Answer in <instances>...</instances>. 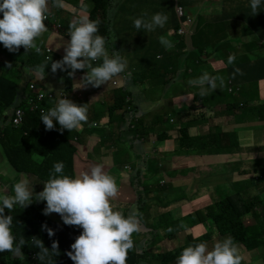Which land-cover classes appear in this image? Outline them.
Segmentation results:
<instances>
[{"label": "clouds", "instance_id": "clouds-1", "mask_svg": "<svg viewBox=\"0 0 264 264\" xmlns=\"http://www.w3.org/2000/svg\"><path fill=\"white\" fill-rule=\"evenodd\" d=\"M160 1L144 0L140 3V7H123L130 9L131 13L123 18H113L110 23H106L103 32L99 35L97 34L99 21L90 19L86 14L78 16L81 9L66 7L65 0H0V13H2L0 43L10 52H17L23 46L26 52L31 50L44 57L46 61H50L57 52L51 49L50 45H37V38L46 31L54 35L56 34L53 32L55 29L60 30V36L65 34V28L54 15L51 6L70 8L69 12L72 15L77 13V17L71 20L68 31L66 30L65 39L70 38V40L65 43V54H59L63 58L53 61L51 70L44 72L45 65L43 64L34 70H29L41 76L38 80L30 81L27 100L16 98L13 105L6 108L8 109L6 125L11 122L12 126L17 129L27 122L29 115L38 116L39 113L38 119L47 130H53L58 122L61 130L67 129L72 133L76 130L78 133L82 132L83 129L80 128L88 120L87 107L84 104L86 97L94 98L92 96L97 95L100 89H104L106 93L114 86L128 84V81L130 85L137 87L145 94V87L147 83L151 85V82L149 81L150 76L142 74L139 66L132 63L139 58L150 60L146 69H155V59H163L167 65L162 68V71L151 73L152 76L162 77L156 89L164 92L165 88L172 84L174 87H179L181 90L178 93L183 92L179 94V98L175 99V108L178 109L184 104L189 106L193 101V96L185 94L190 91L186 85L187 78L184 77L183 70H178L170 64L166 54L174 52L178 55L185 49L189 53L203 54L201 57L213 54L212 52L206 53L205 46L187 44L188 39H196L201 35L206 23H202L200 19L206 18L205 12L200 3L199 7L187 8L188 0H170L172 12L168 17L157 11L156 4ZM261 3L262 0H250L253 15L258 12ZM137 13H140V17ZM48 21L52 26L51 30L46 28L45 23ZM135 29L138 31L141 29L139 36ZM162 32L166 35L164 36ZM112 41L117 43V47H113ZM135 49L139 50L137 55L134 54ZM235 57L231 55L228 63H233ZM127 68L129 70H126ZM69 69L71 71H68ZM58 70L68 72L70 77L75 73L83 76L82 81L79 80L82 92L77 90L71 79L75 87L73 94L82 105L70 98H60L49 110L36 108L44 102L50 103L48 101L51 100L50 98L45 100L41 98L45 87L51 93L66 91V83L64 81L65 84L60 83V78L55 74ZM191 71L192 69L189 70ZM235 71L239 73L241 70L237 68ZM156 72H161V74ZM136 75L140 78H136ZM134 77L135 80H133ZM143 77H145L143 81H139ZM218 79L219 77L212 76L205 71L200 77L190 80L189 84L198 86L199 95L204 97L209 89L217 88ZM49 83H59L63 87L55 89L48 87ZM108 86L112 88L106 90ZM144 94L139 98L125 97L124 104L115 111L113 116L115 123L111 125L115 127L114 138L118 139L121 129L127 122L129 131L126 137L133 142L134 148L140 151L137 152L132 147L137 155L135 165L138 169L135 177L130 176L126 170L127 175L120 176L124 191L136 198L131 199L129 203H124L135 204L140 198H144L151 207L147 218L152 225L149 226L146 222L136 220L134 215L125 216L121 211L114 210L112 201L117 197L120 185L118 188L116 179L105 171L102 164L94 163L96 158L90 157L89 148H96L99 140L75 145L74 142L83 141L77 135L68 144L74 150L76 147L75 157L78 151L83 148L87 149L86 162L91 165L89 170L76 160L74 177L64 174L63 162H56L54 159L49 161V156L56 158L57 151L61 149L63 138L66 136L65 131H58L44 146V150L49 152L48 157L43 156L45 157L44 163L46 167L53 169L47 181L33 173L30 175L18 173L26 177L18 179L14 184V195L7 194L11 188H0L7 190L3 192L4 195H0V252L7 251L19 255L26 244L23 235L19 237L17 243V237L12 230L13 217L11 214H5V209L12 212L15 205L19 204L25 208L36 200L31 206L32 213L33 210L38 213L36 219L43 216L52 217L65 225L62 232L66 233V237L63 241L75 240L71 245V250L67 252L74 264H127L128 252L133 248L134 243L141 257L145 256L151 264H241L242 256L237 246L249 249L250 254L256 255L253 258L254 264H264V206L262 207L261 231L259 234H255L256 230L249 231L247 242L238 240L235 235L233 237L223 235L221 233L222 224L231 217V214L216 212L223 206L225 195L235 197L242 204L243 200L254 195L255 179L264 181V139L257 137L258 143L255 146L244 147L239 144L241 146L239 151H211L209 149L210 136L232 133L222 126L213 127L210 133H205L204 121L195 112L175 114L171 119L175 126L166 132L153 125L160 114V109L163 106H169L165 100L163 102V94L155 105L157 108L146 111L144 105L149 104L151 100L146 99ZM175 96L176 94L173 98ZM198 102L206 105V116L207 113L212 115L217 113V106L214 108L215 105L209 101L204 102L198 99ZM114 103L115 101L109 107ZM109 107L103 127L97 122L93 123L94 127L98 129L106 127L110 117ZM175 108L171 109L176 110ZM151 111L155 113L151 114ZM174 113L176 112L168 114ZM120 117L124 118L120 119ZM139 123L143 124V128L140 127V132L134 136L132 130ZM157 129H161L162 132L158 134ZM182 130L187 133L184 138L181 135ZM19 136L26 137L27 132L20 133ZM19 136L12 144L13 150H18L21 146ZM157 136H162V138L159 139ZM237 137L239 142L238 134ZM125 146H127L126 143ZM153 147L157 148L153 149ZM0 150H2L1 147ZM2 152L5 156L3 150ZM219 157L230 158L225 161H211ZM145 159H150V161L142 166ZM210 167L216 169L218 176L227 177L222 181L216 178L213 183L210 181L212 178H203L201 173ZM176 169H184L185 172L180 174L175 181H171L172 172ZM30 179H33L32 184H29ZM131 181L135 183L132 184ZM157 181L158 184L155 185ZM180 184L188 187V196L181 192L179 194L176 187ZM183 195L185 198H182ZM189 202L190 204H187ZM56 213L61 215L63 221L57 219ZM173 217L177 218L161 222L163 219ZM242 222L247 227L248 222L243 220ZM169 225H176L180 230L168 229ZM42 229L47 231L49 237L55 235V231L47 224H44ZM157 232L163 234V240H155ZM174 234L179 235L180 240H173ZM205 235L211 237L209 236L204 242L196 243ZM141 236H143L142 239H140ZM31 243L39 249L36 254V259L39 261H44L46 257H49L50 250L51 254H59L58 241H53L51 248H48L43 240L33 236ZM172 244L175 245L171 246ZM182 247L184 249L181 251ZM156 248L160 249L159 253L155 252ZM151 255H160V257L151 258Z\"/></svg>", "mask_w": 264, "mask_h": 264}, {"label": "trees", "instance_id": "trees-1", "mask_svg": "<svg viewBox=\"0 0 264 264\" xmlns=\"http://www.w3.org/2000/svg\"><path fill=\"white\" fill-rule=\"evenodd\" d=\"M242 0H231L232 6L229 7H246V2H242ZM111 0H107L106 2H103L101 0H94V4H88L93 9H89L91 12L92 20H98L99 21V32L97 34H101L104 30V27L106 23H110L113 18H117L119 16L117 11L113 8L114 6L111 5ZM170 1L168 2V4ZM167 4V0H161L159 4H156V7H162ZM81 6V5H79ZM89 6H81L77 7L79 10H87ZM247 7H250V1ZM260 7H264V0H262V4ZM90 8V7H89ZM171 8V5H170ZM130 11V9H127ZM160 13H163L170 17V12L167 11V7H162L157 10ZM97 13V15H95ZM70 12L67 11H61L58 17L59 22L64 28H67V24H69V17ZM124 13H122L123 15ZM129 13H126L124 16L119 17L123 18L127 16ZM138 17H140V13H137ZM0 18H2V13H0ZM46 28L47 30H51L52 26L50 22H46ZM69 28V27H68ZM136 34L139 36L141 34V29L138 31L135 29ZM37 45H41L38 43ZM233 44H226L227 47H232ZM254 47H257L258 45L254 44ZM264 48V44L261 46ZM139 53L138 49L134 50V54L137 55ZM175 56L174 52L166 54L167 59L169 60L170 57ZM231 55H229L230 57ZM226 60L222 61V63L215 64L213 68L210 67L207 69L209 71L208 73L212 76L219 77L217 80V88L215 90L209 89L208 94L202 97V100L204 102H208V97L211 99L214 97L215 92L218 94L219 99L221 95H228V99H220L219 107L226 105L224 109H220L217 112H224L227 115H233L237 117V119L243 120L244 117H248V119L252 118L254 120L263 119L264 120V98H260L259 101H254L248 103L250 99H247L248 95L252 94V90H250L247 86L244 88L239 86L240 83L237 82L239 80V77L237 76V72L235 69L239 68V64L245 63L243 66L244 68L249 69L254 77L246 78V83H250L251 89H258V81L260 79H264V64L262 59L258 60H249L244 58H237L235 57V60L233 63H228V58ZM63 56H59L56 58V56H53V58L50 61H46L44 57H41L40 55L33 53L31 50L27 51L24 49L23 46L19 49L17 52H10L8 49H6L2 43H0V147L5 153L6 159L9 162V164L12 166V168L20 174H26L30 175L31 173L35 174L37 177L44 179V181H47L50 178L51 173L53 172V169L46 167L45 163L44 166L39 165L35 160H33L32 156L34 154H37L39 156H49V152L44 150L45 143L52 139L58 131H65L71 133L72 137L79 135L80 138L83 141H80L77 144H83L84 142H90L94 140H99L98 147L100 150L107 148L112 149V151H118L120 153V159L119 164L120 167H124L127 173L135 177L136 171L138 167L135 165V162L137 161V155L135 151L133 150V142L129 138L126 137V133L129 131V124L126 122L123 128L120 131V136L118 139H115V134L110 132V125L115 123V120L113 119L114 113L116 110L120 109L122 104L125 102V97H133V98H139L144 94V92H141L137 87L130 85L129 81L128 84H124L121 86L120 93L118 94V97L115 100V103L113 106L109 107V120L107 121L106 127L99 129V131L96 133L95 130H97L94 126H88V124L83 123L80 129H83L82 132H76L72 131L70 132L67 129L61 130L58 122L56 123V127L53 130H47L45 125L40 123L38 116L36 115H29V119H27V122H24L19 128L15 129L11 122H9L7 125V110L8 106L11 107L15 101L16 98H19L21 95V84L22 80L20 77V73L17 76V79L6 76L3 74V69L8 70L11 72V68L14 65L15 62H21V65H24L23 68L32 69L34 70L37 66L43 64L45 65L44 72L47 70H51V63L56 60H61ZM210 58V55L205 58V61L202 60V57L198 59L200 63H205ZM136 60V59H135ZM140 64H137L140 69L147 68L149 59L145 58H139ZM170 61V60H169ZM176 68L177 64L176 62H171ZM200 63L196 62L193 67L194 70L189 72L188 70H183L184 77L190 79L193 76L200 77L204 71L199 70ZM10 65V66H9ZM167 65L166 62L160 59H155V71H162V68ZM126 70H129L128 68ZM68 71H71L70 69ZM78 71V70H77ZM257 71H262L259 75L256 74ZM182 72V74H183ZM161 74V72H156ZM57 77L62 79L66 83V92L67 93H73V90H75L74 84L72 85L71 77L68 75V72L60 71L58 70L55 72ZM226 75L229 79H232L231 81H227ZM145 77H143L139 81H143ZM136 78L134 77L133 80ZM245 79V80H246ZM237 82V83H236ZM64 83V84H65ZM159 83V82H158ZM157 83V85H158ZM235 83V84H234ZM134 84V83H132ZM163 84V83H162ZM181 89L179 87H174L173 84L169 86L168 88H165L163 92V102L165 100L166 104L169 106H163L164 115L163 112H159L156 122H153V125L155 127L161 128L164 131L168 132L172 127L175 126V123L171 122V119L175 114H168L170 112H176L179 115L181 114H189L191 112H195L197 115H199L204 121V131L205 133H210L213 127L218 128L215 124H208L209 118L205 115V108L206 105L204 103H199L197 100V105L191 106L184 104L182 107H178V109L175 108L174 101L175 99L179 98L178 93ZM219 91V92H218ZM178 93V94H177ZM198 93L197 90L188 91L185 93L188 96H193V103H195V95ZM176 94V96L173 98V95ZM145 96V94H144ZM224 96V97H225ZM74 102L81 104V101L75 97L73 94V98H71ZM201 99V98H200ZM50 103L51 100H48ZM215 101L214 105H216ZM50 103L44 102L45 105H51ZM175 108L176 110H171L169 112L166 111V108ZM162 109V108H161ZM242 109L244 112L237 114L236 110ZM43 110V109H40ZM124 117H120V119H123ZM140 127L143 128V124L139 123L137 127L132 130V133L134 136L140 132ZM161 129H157V133L160 134L162 132ZM16 130H18L21 134L24 132H27L26 137H20V134H16ZM219 129L217 130V132ZM216 132V133H217ZM215 134V133H213ZM182 138L187 136V133L185 130L181 131ZM19 136L21 146L18 150H13L12 144L15 142L17 137ZM159 139L162 138V136H157ZM205 139V137H204ZM120 143V148L118 147V144ZM125 143L127 146H125ZM196 143V142H195ZM70 146V145H69ZM72 147V146H70ZM133 147V148H132ZM238 142V137L236 134H218L215 136L209 137V149L211 151H222V152H228V151H239L241 148ZM252 151V149H250ZM75 151L69 152L68 150L59 149L57 151L56 158L53 156H49L48 160H56V162H63L64 164V174L69 176H75V167L77 164V161L75 159ZM150 159H145V161L142 163V166L146 165ZM134 165H133V164ZM213 166V165H212ZM129 171V172H128ZM16 181V180H15ZM122 178L119 177V181L116 180L117 185L119 186V183H121ZM133 184V181H131ZM0 187L1 188H7V181H2L0 179ZM5 193L0 192V195H4ZM7 194L14 195L13 187H11L10 191ZM253 197V196H251ZM224 201L222 203L223 206L220 207V210H214L217 213L221 214H227L231 217L226 219V221L222 224V231L221 233L223 235H230V236H236L238 240L247 242L249 239L250 232L256 230L255 234H259L261 231L260 224L263 221V210L262 207L264 206V201L261 200L259 197H255L252 200L244 201L241 204L240 200L236 199L235 197L231 195H225ZM242 199V198H240ZM122 207L126 208V211L123 213L125 216L134 215L136 217V220H141L142 222H145L144 218L147 217V215L151 212V207L147 201L144 200V198H140L139 201L135 204H120ZM32 203H30L27 207H22L19 204L14 206V210L12 212H9L8 209H5V214H11L13 217V224H12V230L13 234L17 237V243L19 242V237L21 235L24 236V239L26 241V244L23 246L22 251L19 255H14L10 252H0V264H74V262L70 259V257L67 255V252L71 250V245L75 242L69 241L65 242L63 239L66 237V233L62 232L65 229V225H63L60 222H57L52 217H46L43 216L39 219H36L38 216L37 212L32 213L31 209ZM115 210V208H114ZM213 212V213H214ZM246 221L248 222L247 227L242 222ZM44 224H47V226L55 231V235L52 237H49L46 230L42 229V226ZM168 229L171 230H177L176 225H169ZM83 231V229H82ZM81 231V233H82ZM38 237L41 240H43L46 247L51 248L53 241L59 242V254H51L50 250V256L46 257L44 261H39L36 259V254L38 253L39 249L35 248V246L31 243L32 237ZM210 235H205L202 239H199L196 243L204 242L209 238ZM211 237V236H210ZM133 239V238H132ZM239 249V252L242 256L241 264H254L253 258L256 257L254 254L249 253V249H244L241 246H237ZM184 248L182 247L180 250L182 251ZM151 258H159L160 255H151ZM167 257V256H166ZM127 264H151L150 260L147 259L145 256L140 255L139 252H137V246L134 243V246L132 249L129 250L128 256H127Z\"/></svg>", "mask_w": 264, "mask_h": 264}, {"label": "rangeland", "instance_id": "rangeland-1", "mask_svg": "<svg viewBox=\"0 0 264 264\" xmlns=\"http://www.w3.org/2000/svg\"><path fill=\"white\" fill-rule=\"evenodd\" d=\"M101 1L105 2L106 0H101ZM169 1L170 0H167V4L165 6L167 7V11L171 13L172 10L170 8V3L168 4ZM70 2L72 3V1H70ZM79 3L87 4L86 7L87 6L90 7V8L88 7L87 10H81V11H84L85 14L88 15L90 19H92L93 16L91 15V12H90L89 9H93V8H92V6H90L88 4H94V0H80ZM199 3H200V0H188L187 8H189V7H199ZM132 4H136V3H132ZM165 6H162V7H165ZM162 7H156V9L158 10V9H160ZM113 8L115 9V11H117V13H118L117 16H119V17L124 16L126 13H131L129 10L124 9L123 7H113ZM143 8L152 9L153 7H143ZM74 11H75V9H74ZM122 13H124V14L122 15ZM79 15H82L80 11H79ZM95 15H97V13ZM72 17H73V19L76 18L77 17V13L75 12L70 17V19ZM70 19H69V21H70ZM53 32L56 33L57 35L61 34L60 30H57V29L53 30ZM48 34H49V31H46V32H44L41 35L42 39L39 40V43L42 46H45V44L48 43V42H45L46 41V36ZM162 34L164 36L166 35L165 32H162ZM66 39L68 41L70 40V38H66ZM171 40H173V38ZM36 42H38V40H36ZM49 43H50V45L51 44H55L56 45V42L53 43L51 41ZM112 45H113V47H117V43L115 41H112ZM217 46H218L217 43L214 44V46H213V44H210V47L207 49L206 53H210V52L213 53L215 51L214 49ZM50 48L52 49L51 46H50ZM186 50L187 49H185L184 52H182V53H180L178 55L170 57V59H169L170 61L168 60L172 66H174V65L171 62H176L178 70H184V69L188 70V71L191 70V69L194 70L193 65L196 62L200 63L198 61V59L201 58V55H203V54L195 53V52L189 53V52H186ZM59 54L61 55V54H65V53H64V51H60V53L57 52L56 58L59 56ZM202 60L205 61V57H203ZM208 60H210V63H212L214 61V57H212V58L210 57V59H208ZM132 63L140 64V61L138 59H136V60L132 61ZM209 67H210V65L207 62H205L204 64L200 63L199 70L206 71ZM11 70L12 71L9 72L8 70H4L3 69V74L6 75V76H9V77L17 79L18 74L19 73L21 74V72H22V70L20 68H17V67H12ZM153 72H155L154 69H146V68H142L141 69V73L142 74H147V75L150 76V80L149 81L151 82V85L147 83V86L145 87V98L151 100L149 104L144 105V110L145 111L146 110H151V109L154 110L155 108H157L155 105H157L158 101L160 100V98H161V96L163 94V92L161 90L156 89L157 88V83L162 80V77L160 75L152 76L151 73H153ZM82 78H83V76H80V75H78L76 73H75L74 76H71V79L73 81H75V80H77V81L81 80L82 81ZM136 78H140V76L136 75ZM196 78H198V77L193 76L190 79H188V78L186 79V85L188 86L190 91H193V90H197L198 91V93L195 95V97H196L195 98L196 99L195 103L190 102L191 106L197 105V103H198L197 100L200 99V98L202 99V97L199 95V87L189 84L190 80L196 79ZM226 79H227V81H231L232 80V79H229L227 77V75H226ZM59 81H60V83L64 84L62 79H60ZM262 86H263V90H264V82L262 83ZM120 89H121V86H114L112 89H110L108 92H106L105 95L102 96V97L98 96L97 98H91V97H86L85 98V103L84 104H86L87 115H88V120H87L86 124H88V126L91 127V126H93L94 122H97L101 127H103L104 118L108 115V107H109V105H111L115 101L116 97L120 93ZM219 96L215 92L214 97H212L211 99H209V97H208L207 100L210 103H212V104H215L214 102L217 101L216 102V104H217V103L221 102L220 101L221 98H223L225 100L229 98L228 95H226V96L225 95H221V97L219 99ZM262 96L264 98V93L262 95L261 87H259L258 89H253L252 90V94L247 96V99H250L248 101V103L254 102V101H259L260 98H262ZM41 98L43 100H45L47 98H50L51 101L53 102V105L52 106H48V105H45V104H41V105L37 106L36 108L49 110L51 107H54L56 105V103L58 102V99H60V98H70V99L73 98V93H67L66 91H64L62 93H51L45 87L43 89L42 93H41ZM217 105H215L214 108ZM224 107H225V104L222 107H217V111H219L220 109H224ZM164 110L165 109H163V107H162V109H160V111L163 112V114H164ZM171 110H172L171 108H166L167 112H169ZM242 112H243L242 109H238L236 111L237 114H240ZM154 113H155V111H151V114H154ZM174 114L177 115L178 113H174ZM207 117H210L208 124H215L219 118L226 119V120H224V123L234 122V117H231L230 115H227L224 112H217L214 115H212L211 113H207ZM243 120H246V122L242 123V125L240 127H238L237 129L245 130L244 132H241L240 134H243V133L246 132L248 135L252 136V139L248 140L246 135H241V136L238 135L239 136V144L244 146V147L255 146L258 143L257 137H258V139H262V138L264 139V121H261V120H258V119L254 120L252 118L248 119V117H244V116H243ZM199 124H201V122H199ZM98 131H99V129L97 128V130H95V132L97 133ZM109 131L114 133L115 132V127L111 125V128H110ZM254 131H257V135H255V134L253 135ZM15 133L16 134H20V132L18 130H16ZM65 135L69 136V135H71V133H69L67 131ZM46 148H50V147L46 146ZM156 148L157 147H153V149H156ZM89 150H90V157L96 158V161L94 163L102 164L104 166L105 171L108 172L110 175H112L117 181H119V177L121 175H127V173H125V168L124 167H120V164H119L120 153L118 151H114V150L112 151V149H108V146H107V148L102 149V150H100L98 146L96 148L91 147V148H89ZM135 150L137 152H140L139 149H135ZM82 151H83V153H86V149L83 148ZM32 158L39 165L44 166L45 157L39 156L37 154H34L32 156ZM228 158H230V157H219V158H217L215 160H211V161L212 162L213 161H225ZM216 175L218 176L219 174H217L216 169L213 168V167L205 169L201 173V176L203 178H206V177L212 178V179H210V181L212 183L216 180V178L219 181H222L224 178L227 177V176H218L217 177ZM23 177H26V175H21L20 176V174H18L12 168V166L9 164V162L7 161L6 157L4 156L2 150H0V179H2V181H7V186L9 188H11L18 181V179H21ZM213 177H215V178H213ZM29 181H30L29 184L33 183V179H30ZM157 184H158V181L155 183V185H157ZM119 185H120V188L117 185L118 188H119L117 197L112 201V204H113V207L115 208V210H118V211H121L122 213H124L126 211V208L122 207V205H120V204H122L124 202L129 203L131 201V199H136V198L132 197L131 195H129L128 192L124 191L122 183H119ZM176 188L178 189L179 194L181 192V193H185L186 196H188V187L186 185L180 184ZM30 190L32 191V189H30ZM0 191L6 192L7 190L6 189H0ZM255 197H259L261 200L264 201V181H260V180L255 179V182H254V195H253V197H248V199H245L244 201L252 200ZM182 198H185V195H183ZM34 199H36V198H34ZM35 201L36 200H33L32 202H35ZM187 204H190V202L187 203ZM55 216L57 217V219L63 221L60 214L56 213ZM176 218L177 217L163 219L161 222L172 221L173 219H176ZM144 220L149 226L152 225L149 222L147 217H145ZM157 220L160 221V219H157ZM177 230H180V228L177 227ZM142 238H143V236L140 237V239H142ZM163 239H164V236L160 232H157L155 234V240L156 241H161ZM178 239L180 240V236L174 234L173 240L178 241ZM187 244H188V242H187ZM173 245H175V244H172L171 246H173ZM162 246H164V245H162ZM159 251H160V249L156 248L155 252L159 253ZM152 264H157V263H152Z\"/></svg>", "mask_w": 264, "mask_h": 264}, {"label": "crops", "instance_id": "crops-1", "mask_svg": "<svg viewBox=\"0 0 264 264\" xmlns=\"http://www.w3.org/2000/svg\"><path fill=\"white\" fill-rule=\"evenodd\" d=\"M72 1V3L70 2ZM80 0H65L66 7H81L79 5H87L79 3ZM144 0H112L111 5L114 7H140V3ZM246 2V7H229L232 6L231 0H200V6L203 8L205 12V19H200L203 21L202 23H206L205 26L202 29V33L199 37L196 39H188L187 44L190 46L192 43L198 45V46H205L206 49L210 47V44H218V46L214 49L210 57H214V61L210 63V60H207V63L210 65V68L212 69L213 65L222 63V61L226 60L229 55H235L237 58H244L249 60H258L262 59L264 64V48H262V44H264V7H260L258 9V12L253 15L251 8L247 7L250 0H242V2ZM84 3V2H83ZM136 3V4H132ZM262 4V3H261ZM52 11L56 17H59L60 12L71 11L70 8H58L55 5H52ZM82 15H85L84 11H80ZM72 14H70V17ZM79 16V13H78ZM69 17V19H70ZM73 20V17L70 19L69 24ZM69 24H67V28H65V34L64 36H60L57 34L52 35V33H49L46 36V43L47 45H50L49 42H56L55 44H51L50 46L53 48L55 52L60 53V51H64L65 43L68 41L65 39V36L67 35L66 30L68 31ZM42 39L41 37H38L36 44L39 43V40ZM233 44L232 47L225 46L226 44ZM258 45L257 47H254L253 45ZM193 47V46H192ZM214 48V47H213ZM53 51V54L55 52ZM65 53V52H64ZM208 54L204 55L203 57L207 58ZM202 57V58H203ZM210 59V58H209ZM245 63L239 64L240 66V72L237 74L239 77V80L237 82L240 83L239 86L245 87L247 86L249 89L251 82L246 83V78L254 77L253 73L243 66ZM24 65H21V62H15L12 67H17L22 70L20 77L22 80L21 84V95L19 98L21 100H27L29 97L28 86L30 84V81L38 80L41 76V74H36L35 71H29L30 69L23 68ZM32 70V69H31ZM205 72V71H204ZM206 72H209L206 70ZM262 71H257L256 74H260ZM246 79V80H245ZM76 85V88L78 91L82 92L80 90V82L75 80L73 81ZM236 82V83H237ZM264 82V79H260L258 81V88L261 87L262 89V95L264 93L262 83ZM235 84V83H234ZM48 87H52L55 89H61L63 85L59 83H52L48 85ZM112 88V86H108L106 90ZM253 90V89H251ZM104 89H100L98 91V94L95 96H92L94 98H97V96L102 97L104 96ZM118 97V96H117ZM116 97V98H117ZM51 106L53 105V102L50 103ZM219 107V104L217 105ZM226 107V105H225ZM237 111V110H236ZM244 112V111H243ZM234 122L231 123H224L223 118H219L215 125L218 127H224L226 130H228L229 133L232 134H238V135H246L248 140L252 139V136L248 135L246 132L243 134H240L241 132H244L243 129H237L242 125V123L246 122V120H240L237 119L235 116ZM247 131V130H246ZM257 134V131L253 132V135ZM73 139L72 135L65 136L62 141V149L65 151L68 150L69 152L76 151L70 147L68 144ZM199 148H202V146H199ZM205 149L206 147L203 146ZM206 150V149H205ZM87 151V149H86ZM87 154L83 153L82 150L77 152L76 160L85 168L89 169L91 167L90 164L86 162ZM85 161V162H84ZM210 163V161H209ZM185 172L184 169H176L172 172L171 175V181H175L180 174H183ZM135 183V181H133ZM136 186H139V184H136Z\"/></svg>", "mask_w": 264, "mask_h": 264}, {"label": "built area", "instance_id": "built-area-1", "mask_svg": "<svg viewBox=\"0 0 264 264\" xmlns=\"http://www.w3.org/2000/svg\"><path fill=\"white\" fill-rule=\"evenodd\" d=\"M48 51H50V50H48ZM16 122H17V120H16Z\"/></svg>", "mask_w": 264, "mask_h": 264}]
</instances>
